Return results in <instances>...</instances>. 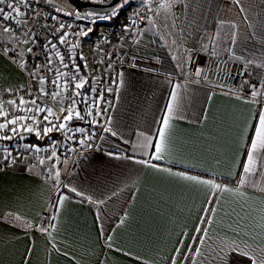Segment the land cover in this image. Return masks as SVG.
<instances>
[{
    "label": "crops",
    "instance_id": "obj_1",
    "mask_svg": "<svg viewBox=\"0 0 264 264\" xmlns=\"http://www.w3.org/2000/svg\"><path fill=\"white\" fill-rule=\"evenodd\" d=\"M57 8L70 12L64 5ZM166 10L169 18L153 20L150 26L118 18L126 31L113 45L115 64L108 71L116 82L103 122L116 136L102 131L94 148L57 154L55 168L51 160L39 163L33 147L39 145L25 142L23 132L16 137L19 147L34 149L25 160L5 158L11 146L0 143V264H172L174 258L176 264H206L205 257L221 241L264 243V192L255 187L242 189L243 197H214L216 215L209 235L203 245L194 243L213 190L136 163L148 156L134 147L139 133L151 136L153 143L158 140L175 91L180 107L170 120L167 152L151 163L236 187L233 174H241L264 104L202 85L194 73L207 57L264 71L257 66L264 65V0H239V5L235 0H175ZM97 33L92 27L75 40L77 48L88 49ZM37 39L48 41L41 30ZM0 42H10L9 34L0 31ZM31 72L28 63H15L0 51V93L24 85L29 76L38 89ZM257 166L259 171L264 163L258 160ZM64 185L105 203H88ZM61 194L70 198L56 207ZM197 247L203 254L199 257L190 251ZM232 259L251 264L235 254Z\"/></svg>",
    "mask_w": 264,
    "mask_h": 264
},
{
    "label": "snow or ice",
    "instance_id": "obj_2",
    "mask_svg": "<svg viewBox=\"0 0 264 264\" xmlns=\"http://www.w3.org/2000/svg\"><path fill=\"white\" fill-rule=\"evenodd\" d=\"M99 2H104V0H99ZM173 2H175V0H166L165 3L160 4V7L166 9L171 8ZM19 3L24 4L25 0H19ZM145 3H148V0H145ZM235 3L239 5V0H235ZM5 4L6 0H0V5ZM25 6L27 5L25 4ZM6 7L10 11H6L5 7H0V19L3 21L15 20L16 17L24 15L15 2H8ZM241 11H243V8H241ZM75 15L79 17V13H76ZM16 23H20V21H16ZM133 23H135V21H133ZM63 28L64 25L61 24L59 29L63 30ZM0 30L9 34L13 31L10 27L3 25H0ZM89 31H91V29L81 30L74 35L86 36ZM232 42L235 43L234 38ZM58 43L60 45L68 44L69 41L67 34L61 35L58 39ZM76 47V43L71 44V48L74 49ZM45 50L50 53L46 55V64L35 65V70L31 72V75L39 84L38 92L40 96L45 97L51 95L52 101L59 105V107L54 109V107L45 106L42 101L38 102V98L26 100L23 96L19 98V101L16 99L8 100L6 102L8 106L7 108L5 107V103L0 102V121H2L0 122V140H11L21 132L33 133L39 139L48 137L50 133L56 131L62 133L65 136L66 141L77 143L82 147H91L92 144L90 142L95 139V132L82 127L72 128L71 122L74 119L89 123L91 128L98 126L102 127L105 133H111V135L116 136L117 133L113 131L111 127L104 126V124L101 123V118L104 117V113L107 111V109L102 106L106 103L104 100V92L107 91L111 94V87L106 90L100 89L99 91L96 88H91L88 92H85V85L89 83V80L85 75H81V66L75 63V56L70 55L68 58L70 63L65 62L64 55H62L57 49V44L52 41H49L48 44L45 45ZM5 51H10V49L6 48ZM27 52L31 53L32 48H28ZM52 53H54L59 59L63 69H71V74L63 71L59 67L53 69ZM79 58L82 61L85 60L82 54ZM109 60H111V57H109ZM247 63L253 64L254 61L248 60ZM257 66L264 67V65ZM83 67L87 70L88 65L86 61ZM108 67L111 68V63H109ZM45 68H47L48 72H55V79L49 82L45 76L40 75ZM119 75L122 76V73ZM194 75L196 77H201V70L197 69ZM238 75L243 76L244 73L241 72ZM102 79L103 77H97V80ZM112 82L116 81L113 80ZM247 82L248 81H245V83ZM48 83H51L57 90L49 94L45 87ZM219 87H223V85H220ZM250 87L252 88L251 97L253 101L256 100L257 96L264 95V93L259 91L257 85H251ZM261 87H264V83L261 84ZM239 89H242V85L238 83L237 88L229 89V92H235ZM91 93L97 94L91 96ZM30 95L31 94L29 93V96ZM65 101H68V103H65ZM171 101L172 102L166 106L167 114L162 118L164 129L157 131L158 140L153 143V138L151 136H147L144 133L138 134L141 137V140L138 144L134 145V147L141 149L148 158L136 160L135 162L147 167L156 168L158 171L168 172L169 175H175L183 180L192 181L196 184L207 186L213 190L212 196L208 200L209 206L205 207L204 215L201 216L199 224L195 229L197 235L192 238L194 243L203 245L205 243V238L209 235V229L213 224V218L216 215L217 199H214V197L218 198L221 193H232L243 197L245 196V192L242 191V189L246 187L259 188L261 192H264V167H261L258 171L257 166L258 160L264 163V108H262L258 114V125L254 130V138L251 139L248 146L246 162L243 165H240L241 174L239 176L233 174L234 179L237 181L236 187H228L216 183L213 180L201 179L197 176L186 175L180 172L173 173L170 169H161L157 165L151 163L152 160H161L167 152L166 139L167 131L171 127L170 120L172 119L173 113L178 111L180 107L179 95L175 91L172 93ZM81 105L84 107L82 108ZM105 122L107 125H110L111 118H107ZM76 134H79V139L76 138ZM58 143L59 142L57 141H53L52 151L48 157V159L53 162V168L56 167V161L59 159L56 151ZM33 147L36 152L41 151L39 147ZM149 149H152L150 154L148 152ZM68 151H73V149L68 148ZM108 155L114 156L115 154L109 153ZM10 156L11 153H8L5 158ZM39 163L42 165L44 160H40ZM51 176L52 172L50 170L49 177L51 178ZM59 180L60 172L56 171L55 181L58 183ZM64 187L67 188L69 192L74 193L76 197H81L82 200H86L88 203L97 206L105 203L103 199L95 200L87 194L77 190L75 187H69L68 185H64ZM69 198L70 197L63 194L59 195L56 201V207L61 206L63 202ZM17 219H19V217H17ZM261 219L264 220V214H262ZM261 227L264 228V224H261ZM40 228L42 231H47L43 225H41ZM107 239L110 240V237ZM261 239L264 240V236H262ZM190 251H194V254L197 257L203 255L201 248L199 247L194 250L190 249ZM177 252H179V249H177ZM232 254L247 259L251 264H264V243L249 245L247 241H242L241 243H236L235 241H221L214 248H211V251L205 257V262L206 264H230L231 261V264H241V262L232 259ZM172 264H176L175 258L173 259ZM192 264H196V261L193 260Z\"/></svg>",
    "mask_w": 264,
    "mask_h": 264
},
{
    "label": "built area",
    "instance_id": "obj_3",
    "mask_svg": "<svg viewBox=\"0 0 264 264\" xmlns=\"http://www.w3.org/2000/svg\"><path fill=\"white\" fill-rule=\"evenodd\" d=\"M8 2H15L17 6L20 7L21 12L24 15L20 17H16L15 20L3 21V26H8L13 31L9 34L10 42H0V51L6 55L13 62H26L30 65L32 71L35 70V65L46 64V55L50 54L46 52L45 45L48 44L49 41L57 44V49L60 51L62 55L65 57V62H69V56H75V63L78 64L80 60V55L82 54L87 62V71L89 77V89L85 92H88L91 88H96L98 91L100 89H107L113 86L112 82L114 80V73L109 72L108 65L114 63V47L113 45L118 42L125 35V26L123 24H117L115 26H107L106 31L103 33V36L94 37L91 40L90 46L88 49L83 50L80 48H71V44L75 43V40H79L84 36L74 35L75 33L81 30H92V25L85 20H79L74 14L70 12H64L63 14L57 13L56 11H50L48 9L39 7L38 4L34 3L33 0H25L24 4L19 3V0H6V4ZM5 5H0V7H5L6 11H10L7 9ZM25 4L27 6H25ZM59 11V10H58ZM62 12V11H60ZM16 21H20V23H16ZM26 22V23H25ZM63 24V30L59 29V26ZM38 30H41L47 36L48 41L41 43L37 39ZM90 32V31H89ZM88 32V33H89ZM67 34L68 36V44L60 45L58 43V39L61 35ZM10 49V51H5V49ZM32 48V52L28 53L27 49ZM111 57V60H109ZM53 69L55 68H63L59 62V59L52 53ZM82 61V60H81ZM71 74V69H66ZM243 72L244 75L240 76L239 73ZM201 77L198 78V81L202 85H207L214 88H219L224 92H229V89H236L237 84L242 85V89H239L235 92L240 96L252 98L251 85H257L259 91L264 93V87H261V84L264 83V71L257 68H248L243 67L242 65L220 59L217 57H207L204 61V64L201 69ZM40 75L45 76L46 79L50 82L55 79V72H48L47 68L40 73ZM97 77H103L102 80H97ZM31 77L29 76L27 82L24 85H20L18 87H13L9 89H5L0 93V102L8 101L10 99H16L19 101V98L23 96L26 100L31 98H38V102H43L45 106L57 108L59 105L55 104L51 95L41 97L38 89H34L30 84ZM245 81H248L245 83ZM223 85V87H219ZM47 91L51 94L53 91L57 89L51 83H48L46 86ZM29 93L31 94L29 96ZM97 93H91V96H95ZM104 103L102 106L107 109L108 102L110 101V94L105 91L104 92ZM256 101L264 104V95H259L256 97ZM68 103V101H65ZM107 112V111H106ZM106 112L104 113V117L106 116ZM104 117L101 118V123L104 122ZM72 128L79 127V125L71 126ZM82 127V126H80ZM88 129L90 131L95 132V139L90 143L91 147L94 148L103 131L102 127L91 128L90 124L86 122V124L82 127ZM27 137H33L41 142V144L37 147L41 149L40 152L34 153L38 159L48 160V157L52 151V137L57 138V142L61 147L71 148L73 151H70L71 154L79 153L82 150V146L77 143H72L71 141H66L65 136L60 133L53 131L49 134L48 137L37 138L33 133L23 132ZM87 134V133H86ZM76 138L79 139V134H76ZM31 147L21 148V147H12L9 151L11 156L16 157L20 160H25L26 157L29 156L30 153H33ZM31 150V151H30ZM64 151V150H63ZM42 218H47L46 213H42Z\"/></svg>",
    "mask_w": 264,
    "mask_h": 264
},
{
    "label": "rangeland",
    "instance_id": "obj_4",
    "mask_svg": "<svg viewBox=\"0 0 264 264\" xmlns=\"http://www.w3.org/2000/svg\"><path fill=\"white\" fill-rule=\"evenodd\" d=\"M33 1L34 3L38 4L39 7L48 9L50 11L53 10L61 14H63V11L60 12L58 11V8H57V6H60V5H64L66 6V8H69L70 12L74 13V15L76 14V12L74 11H77L65 0H33ZM87 1L99 2V0H87ZM164 1L165 0H148V3H145V0H122V2H120L110 14L100 15V16H97V15L93 16L92 14H90L88 17L89 18L88 23H90V25L93 26V31L95 29L96 32H98L97 33L98 37L103 36L104 29L107 27L106 25L109 24V25L115 26V24H118L117 23L118 18L121 16L125 17L124 19H128L129 22L131 23L135 21V23H139V25L149 24L150 26L154 24L153 20H155V22H160L164 20L165 17L169 18L167 10L160 7V4L165 3ZM80 13L85 15V12L83 13L80 11ZM86 15H88V13H86ZM78 19L80 20L81 18L79 17ZM105 22L107 23L106 25H100V24H104ZM0 25H3L2 22H0ZM81 107H84V106L81 105ZM79 122H80V124H78L79 127L80 126L83 127L86 124V122H83L84 125H82V121H79ZM11 140H0V143H4L8 147L9 146L19 147L17 142H14L13 145L8 144L11 142ZM52 140L56 141L57 138L52 137ZM63 150L65 151L66 155L70 154V151H68L67 148L61 147L58 144L56 147L57 154L61 152L63 153L64 152ZM7 153H10V151H7ZM47 161H50V160L48 159Z\"/></svg>",
    "mask_w": 264,
    "mask_h": 264
},
{
    "label": "water",
    "instance_id": "obj_5",
    "mask_svg": "<svg viewBox=\"0 0 264 264\" xmlns=\"http://www.w3.org/2000/svg\"><path fill=\"white\" fill-rule=\"evenodd\" d=\"M73 8L80 9L95 15L110 14L122 0H106L104 2H92L87 0H65Z\"/></svg>",
    "mask_w": 264,
    "mask_h": 264
},
{
    "label": "trees",
    "instance_id": "obj_6",
    "mask_svg": "<svg viewBox=\"0 0 264 264\" xmlns=\"http://www.w3.org/2000/svg\"><path fill=\"white\" fill-rule=\"evenodd\" d=\"M75 10H77V11H81V12H85V19L87 20V19H89L88 17H89V15L90 14H92V13H89V12H86V11H83V10H80V9H76V8H74ZM86 13H88V15H86ZM93 16L95 15V14H92ZM97 16H100V15H97ZM79 63V65L81 66V75H85L86 76V73H85V70H84V67H83V64H82V61L81 60H79L78 61ZM89 87H90V85H89V83L88 84H86L85 85V89H84V91H87L88 89H89ZM83 108V107H82ZM78 124H80V122L79 121H75V119L71 122V126H76V125H78ZM82 125H84L83 124V122H82ZM18 136V135H17ZM17 136H14L13 137V139L11 140V142L10 143H8V144H11V145H13V143H12V141H17ZM20 141H21V139H19ZM18 140V141H19ZM25 142H29V143H33V144H37V145H39V144H41V142L39 141V140H37V139H35V138H33V137H25Z\"/></svg>",
    "mask_w": 264,
    "mask_h": 264
},
{
    "label": "bare ground",
    "instance_id": "obj_7",
    "mask_svg": "<svg viewBox=\"0 0 264 264\" xmlns=\"http://www.w3.org/2000/svg\"><path fill=\"white\" fill-rule=\"evenodd\" d=\"M122 2V1H121ZM88 22V21H87ZM100 25H103V24H100ZM106 26H108V25H106ZM42 43V42H41ZM87 77V76H86ZM40 145V144H39ZM12 148V147H11Z\"/></svg>",
    "mask_w": 264,
    "mask_h": 264
}]
</instances>
